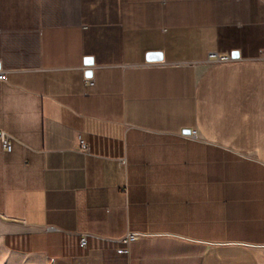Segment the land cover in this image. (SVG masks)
<instances>
[{
  "label": "crops",
  "instance_id": "1",
  "mask_svg": "<svg viewBox=\"0 0 264 264\" xmlns=\"http://www.w3.org/2000/svg\"><path fill=\"white\" fill-rule=\"evenodd\" d=\"M262 49L264 0H0V264H264Z\"/></svg>",
  "mask_w": 264,
  "mask_h": 264
},
{
  "label": "built area",
  "instance_id": "2",
  "mask_svg": "<svg viewBox=\"0 0 264 264\" xmlns=\"http://www.w3.org/2000/svg\"><path fill=\"white\" fill-rule=\"evenodd\" d=\"M259 55H261V57L264 58V49H262L259 52ZM210 57H212L215 60H219L221 62H229L233 57L230 56H225L223 54H219V53H210ZM87 69V68H86ZM0 79L5 80L6 82H8L9 78L6 74L4 73H0ZM86 80V86L87 85H93L95 83V79L93 76H89L87 75V77L85 78ZM14 136L9 133H7V131H4L2 129H0V141L1 143L4 145L5 150L7 151V153H10L11 150H13L14 148ZM84 147L86 148L85 150L87 151L89 149L88 145L85 144V141H83ZM144 235H141V233H137V232H132L131 234L128 235V237L124 238V242L128 243V245H131L133 241H136L138 239H143ZM85 240L86 238H83L82 240V244H85Z\"/></svg>",
  "mask_w": 264,
  "mask_h": 264
},
{
  "label": "water",
  "instance_id": "3",
  "mask_svg": "<svg viewBox=\"0 0 264 264\" xmlns=\"http://www.w3.org/2000/svg\"><path fill=\"white\" fill-rule=\"evenodd\" d=\"M238 52H239V51H234V52H232V53H231V56H232L233 58L240 57ZM147 59H148L149 61H155V60H161V61H162V60H163V59H162V54H161L160 52H153V53H151V55H149V56L147 57ZM85 62H86L87 65H93V64H94L93 59H92L91 57H87L86 60H85ZM0 68H1V65H0ZM91 74H92L91 70H90V69L87 70L86 75L92 76ZM186 132L189 133V134H191L193 131H191V130H186ZM0 218H4V217L1 215Z\"/></svg>",
  "mask_w": 264,
  "mask_h": 264
}]
</instances>
